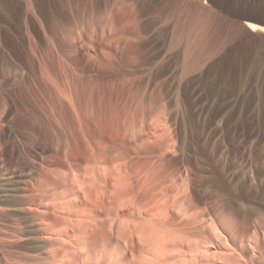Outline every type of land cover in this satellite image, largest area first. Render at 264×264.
I'll return each instance as SVG.
<instances>
[{"label": "rangeland", "instance_id": "374dc122", "mask_svg": "<svg viewBox=\"0 0 264 264\" xmlns=\"http://www.w3.org/2000/svg\"><path fill=\"white\" fill-rule=\"evenodd\" d=\"M246 23L264 28V0H0V264L45 252L15 227L40 214L13 204L76 181L35 184L60 146L49 116L59 101L71 109L65 95L82 120L67 130L72 165L83 176L95 151L108 190H124L115 219L97 211L94 259L139 264L163 250L170 264H237L238 252L264 264V31ZM5 43L21 44L20 59ZM44 46L64 70L44 71Z\"/></svg>", "mask_w": 264, "mask_h": 264}, {"label": "bare ground", "instance_id": "6f19581e", "mask_svg": "<svg viewBox=\"0 0 264 264\" xmlns=\"http://www.w3.org/2000/svg\"><path fill=\"white\" fill-rule=\"evenodd\" d=\"M8 19H10V16ZM246 25L251 30L260 29L264 31L263 27L257 26L255 24L246 23ZM3 47H7L11 53L14 52L12 54L13 58L20 59V54L18 53V51L22 49L21 44L17 45L15 43L14 46H10L9 44L5 43L3 44ZM15 49H18L16 50L17 53L15 52ZM36 49H37V43H35V45L31 47V53L33 54ZM42 51L44 55V57L42 58V65H43L44 71L47 74H50L52 71L55 72L59 69L64 70L65 66L59 60V58H62V56L59 53L55 52L54 54L53 50L48 46L42 47ZM75 79L78 80L77 77H75ZM65 98L71 103V109H66L65 104L59 101L58 106H57V111H55L56 114L52 112V114L49 116L50 118H54L55 123L57 124L56 126L63 130L62 134H59V135L56 134L54 136L60 146L57 148L56 152L53 155H49L48 157L46 156L42 159L41 166H40L41 170L39 171L36 177L35 184L39 191L45 192L47 185L55 184L56 182L59 181L58 179H60V177H64V179L65 178L68 179L67 176L69 177L70 175V179L72 178L71 176H73L76 181L74 180L75 181L74 183H72L71 181L70 182L67 181V183H65L66 185L61 187L59 190H52L49 194H45L41 196V198L39 199L41 203L32 205L36 207L28 206V208L23 209L20 207L21 203H18V201L13 204L16 208L23 210V212H28L27 210L29 209L31 211L37 210V212L40 214L39 216H34L29 213V215H26V217L23 220L15 224V227L19 228V233L21 234L19 236L21 237L22 240L24 239L28 241L27 243L29 244H32L35 241L37 242V245H38L35 247V249H39L40 247H42L43 251H45L43 252L44 253L43 258L41 256V258L38 257L37 258L38 260H35L36 264H85L84 261L86 260H88V262L91 261L92 263V260L95 258V256L93 257V255H91V253L93 254V252H91L92 249L91 250L89 249L88 242H89L90 237L96 233L95 231L98 230V223L96 222V219L98 216L97 211L99 209H104L107 212V214L110 215V220H112L114 216L116 215L114 211H116L117 209L116 207L114 209L113 204L115 203L113 202H115L117 199L118 203H120L121 202L120 200L123 198L122 197L123 195H121V193H120L121 197H119L120 200L118 198L119 193H117L116 190L117 189L119 190V187L115 190L116 193L115 192L112 193V189L111 191L108 190L109 180L106 174V170H108V168L105 167L102 161L99 160L100 158L98 157L95 151H87L85 155L90 165H86L83 176L80 175L79 169L72 165V160L76 158V152L72 150V147L70 148V140H69L67 130H70V133L72 132L73 134V131H72L73 128H77V129L78 127L80 128L82 120H81L80 113L77 111L76 108H74V103L72 101V98L67 95H65ZM53 100H54V97H53ZM44 132L49 139H52L53 135L51 136L48 131H44ZM60 139L62 140V144L60 143L61 141ZM61 146H62V151L65 154L63 155V158H64L63 161H66V163H64L62 160H58L55 157H53L58 153V150L59 148H61ZM64 165H66V167ZM83 186H85L86 188L84 187L83 189ZM119 191L120 192L123 191L124 193L123 189ZM114 193L115 195L111 197V194L113 195ZM106 194H108L109 197H105L107 196ZM113 197H114V201H113ZM105 198H107L108 202L106 201ZM43 199L46 200L48 204H43ZM115 206L119 207L120 205H115ZM50 210L53 212L52 213L53 217L47 216L48 214H51ZM127 216L128 214L126 215V217ZM121 218L124 219V217H121ZM122 220L121 222L120 221L119 222L120 223L123 222L122 228H126V226L124 227L125 220L123 221ZM128 220L130 221V219ZM136 220L137 219L134 218L132 222ZM23 222H27L26 229L20 226ZM31 223H35V225L39 224V226L36 227L34 226V224H31ZM119 225H120L119 227H121V224ZM127 225H130V223ZM134 225H132V228ZM127 227H130V226H127ZM131 231L133 232L135 230L132 229ZM136 232H138V229ZM122 234L125 235L124 232ZM127 234L130 235V233H127ZM138 237H140V235ZM257 239L254 238V240L252 241L249 240L247 243H249L250 247H259V246L261 247L262 243L259 242V239L258 240ZM154 242L153 244L155 246V244L158 241L156 243ZM160 242L161 241H159L158 244H160ZM160 245H163V244H160ZM160 245L158 246L157 249L154 248L155 251H157L159 247H161ZM165 245L166 244L164 243L163 246ZM163 248L164 247H162V249ZM151 250L152 249L150 248V251ZM153 252H152V255H153ZM162 252H161L162 258L160 257L161 254L159 255V251H158V254H155V255H159V256H154V258H151L152 255L151 257L150 255L149 256L147 255L148 258H150L151 260L148 261L142 258L141 260H139V264H148V263L149 264H170V262H172L171 260L172 257L166 258L168 255L165 256L166 254L164 255L163 250ZM103 253H99L98 256H96L98 257L97 259L101 258L100 259L101 261L99 260L100 262L99 261H98L99 263L95 262V264L102 263V260L103 261L105 260L104 261L105 264L106 263L114 264L113 262L115 258L112 260L113 256L112 257L111 255L108 256L109 254L108 253L107 256L109 258L106 259L107 257ZM237 254H238V258L236 259L237 264H249V262L243 257V255L239 254L238 252ZM91 256L93 257V259L91 258L89 260ZM225 256L226 255H224V262H226L225 264H227L228 258ZM102 258H105V259H102ZM97 259H94V260H97ZM167 259L168 260L170 259V262ZM14 260L26 261L25 258H14ZM117 260H116V263L119 264ZM30 261L32 262V260ZM120 264H121V261H120ZM175 264H177V262H175Z\"/></svg>", "mask_w": 264, "mask_h": 264}]
</instances>
